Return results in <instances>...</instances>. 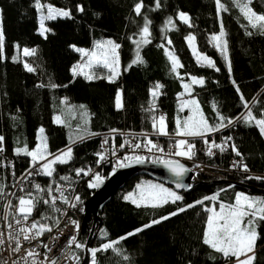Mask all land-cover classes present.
<instances>
[{"label": "trees", "instance_id": "1", "mask_svg": "<svg viewBox=\"0 0 264 264\" xmlns=\"http://www.w3.org/2000/svg\"><path fill=\"white\" fill-rule=\"evenodd\" d=\"M41 2L72 10V18L58 17L45 21V25L52 30L47 33V39L40 34V13L34 7V0H0V19L5 35V58L0 59V135L5 137L4 151L0 153V184L5 186L6 193L0 197V220L12 181L30 169L31 158L23 153L16 154L15 148L22 147L25 143L29 149L35 148L38 143V129L41 126L45 129L49 152L57 153L69 145L73 149L72 159L67 164L54 165L55 171L51 177L43 174L36 177L33 174L25 182L26 191L35 192L39 198L34 210L36 221L53 225L58 215L56 209L59 208L53 206L51 197L59 184L68 183L80 189L82 204H85L95 191L88 187L91 173L89 176L81 174L78 177L75 169L91 167L93 171L96 169V172L105 177L112 172V166L103 165L102 162L97 164L99 157L96 153L102 152L101 143L105 137L110 144H120L123 142L121 132L139 138L145 137L146 134L159 140L166 148H175V121L177 117L184 118L189 112L187 108L180 110L181 101L187 98L198 100L210 125H218L217 111L233 119L232 125L206 134L209 144L212 141L220 144L226 137H232L227 150L220 152L219 149L213 148L215 154L210 157L207 155L208 145L204 140L200 137H190L189 141L196 146L193 159L201 162L204 170L197 172L198 181L192 184L191 189L179 192L184 196V200L162 208H137L124 201L123 196L133 191L142 179L149 178L141 176L130 180L100 210L101 224L97 222L89 248L99 247L106 240L117 239L153 218L174 211L177 206L193 203L217 192L220 193V200L225 203H233L235 193L239 191L264 197V193L237 185L242 182L264 190V181L246 179L249 175L264 177V136L255 125L244 123L243 115L247 114L248 109L243 106L232 84V80H235L239 85L254 115L259 117L264 113V36L245 35V29L240 25L246 24L247 21L233 6L232 0H222L229 7V11L221 13L227 32L231 74L224 57L211 41V35L220 31V18L217 16L215 0H160L159 8H156V0H143L144 6L139 16L133 8L140 0ZM77 4L83 5L85 11H76ZM251 6L258 13L264 12V0H253ZM180 11L189 15L190 23L186 24L178 19L177 13ZM145 16L151 22V42L140 46L139 51L144 63L133 65L125 71L136 57L137 44L134 41L140 39L139 33L144 26ZM169 17L173 20L174 28L166 26ZM189 34L196 37L199 52L214 60L219 71L197 63L186 40ZM107 39L121 45L119 77L114 82H109L106 78L88 81L83 76L73 77L71 69L82 59V55L70 45L91 49L95 41ZM168 39H171V45L167 44ZM16 44H19L21 49L34 47L37 52L34 56L23 57L22 52L15 48ZM165 48L174 51L184 65L177 70L179 77L171 71V61L165 55ZM13 55H19L20 60L13 61ZM24 61L30 63L36 71L28 72L23 66ZM94 70H97V75L101 77L109 74V70L105 68ZM191 76L203 78L205 83L192 85L191 97L188 93L178 95L184 92L182 81L190 83ZM155 82H163L164 100L155 101L156 108L146 111L153 99L151 90ZM50 83L60 87L53 89L48 86ZM64 89H68L70 93L71 105L75 106V116L70 118L66 115V123L57 125L53 121L54 115L64 114L66 109V106L60 103ZM118 89L124 92L125 108L117 109L115 106ZM213 104L216 105V110H213ZM80 105L86 106V115L83 118L81 113L85 110L81 109ZM161 114L166 117L168 135H157L152 127V117H159ZM84 128L87 133L83 132ZM111 129L118 131L112 133ZM77 133L85 138L72 143ZM233 143L241 152L244 163L248 165L249 173L231 167V162L241 159L232 151ZM11 162L16 169L14 175L11 173ZM61 177L69 179L62 180ZM36 184H40L41 189L45 191H38L34 187ZM229 185L234 187L229 188ZM49 186L53 189L51 196L47 192ZM221 189L227 190L220 191ZM44 200H49L50 203L45 204ZM15 201L16 194L12 203ZM210 203L205 201V204ZM206 215L203 206L197 205L188 209L121 241L117 246L119 253L113 250L98 252L97 264H232L203 244L202 233ZM91 228L92 223L89 230L81 234V242L86 244ZM100 229L107 230V238H101ZM257 230L262 238L257 241V259L254 264H264V223H261ZM84 256L85 248L80 249L81 262ZM124 256L129 259L124 260ZM87 264H91L90 253Z\"/></svg>", "mask_w": 264, "mask_h": 264}, {"label": "snow or ice", "instance_id": "2", "mask_svg": "<svg viewBox=\"0 0 264 264\" xmlns=\"http://www.w3.org/2000/svg\"><path fill=\"white\" fill-rule=\"evenodd\" d=\"M233 6L239 10L240 15L243 17L246 24H241L240 26L245 29V35L253 36L259 34L264 36V12L258 13L252 8L253 0H232ZM216 12L217 16L220 18V31L218 33H213L211 35V41L214 43L215 48L220 52V54L224 57L227 62L228 71L231 74V60L228 52V41H227V32L225 31L223 25V19L221 13H225L229 11V7L222 2V0H215ZM143 0L135 3L133 11L137 16L141 15V9L143 8ZM34 7L40 13L39 17V31L45 39H47V33L52 30L45 25V21L55 20L59 18H72V10L68 8L56 7L52 3L44 4L41 0H34ZM160 7V0H156V8ZM46 9V12H45ZM75 10L78 12H84L85 8L81 4L75 5ZM178 19L186 24L190 23V17L187 13L180 11L177 13ZM144 26L141 29L139 36L140 39L134 41L137 44L136 57L131 61V64L127 66L125 71L130 69L133 65L138 63H144L143 58L140 55V46L141 44L150 43V30L149 24L151 23L147 17H144ZM175 27L173 20L171 17L168 18L166 22V26ZM189 47L192 49V54L195 56L198 64L202 66H207L210 68H214L216 71L220 69L216 67L215 61L212 60L206 54L200 53L196 46V37L194 35L189 34L186 37ZM4 44H5V35L3 31L2 19H0V59H4ZM167 44L171 45V39L167 40ZM70 47L80 53L82 57L86 58L85 62H78L73 65L71 72L73 77L83 76L86 80L92 81L94 79L106 78L109 82H114L116 78L121 74L118 70L119 68V53L118 49H120L121 45L116 43L112 39H107L103 41H95L93 49H84L77 47L76 45H70ZM160 47H164V45H160ZM15 48L18 52H22L23 57H31L34 56L37 52L36 48L23 47L19 44L15 45ZM165 55L171 61V71L176 73L179 77L178 73L179 68H183L184 65L180 62L179 58L175 55V52L165 48ZM13 61H19V55H13L11 57ZM102 65L104 68L109 70V74L106 77H101L96 74L93 70L94 66ZM24 68L28 72H34L36 69L32 67L30 63L24 61ZM205 80L203 78H197L196 76L190 77V83H184L182 81V87L184 92L178 94L183 96L185 93H188L191 97V86L192 85H203ZM232 84L235 86L237 93L239 94L240 100L243 106L248 109L247 114L243 115L244 123L248 125H255L262 136H264V113H262L259 117L253 114L252 109L249 107V103L245 100L243 93L240 91L239 85L235 80H232ZM43 87L45 85H38ZM49 87L55 89L60 87L55 83H50ZM66 87V85L64 86ZM163 87L162 84L157 83L154 85V88L151 90V95L153 97L150 102L149 109L146 111H153L156 108V97L160 94L159 89ZM61 104H64L68 107L69 110L74 109L75 106L68 105V98L64 97L61 101ZM115 106L117 109H121L124 106L123 103V90L118 89L115 97ZM81 109L85 111L81 113V117L83 118L86 115V106L80 105ZM185 108L189 109L190 115L181 120L179 117L176 118V135L182 137H200L204 140V143L208 145L207 147V155L213 156L215 153L212 151L213 148L219 149L220 152H224L227 150V146L229 141L232 140V137H226L224 141L220 144H217L215 141H212L209 144L207 140L206 134L219 131L222 128H226L234 123L233 119L227 118L221 115L218 111L216 115L219 119L218 125H210L209 121L205 118L203 112L200 109L199 102L195 98H189L182 100L180 103V110L183 111ZM213 110H216V105L213 104ZM62 114L54 115L53 121L57 125H64L66 121L62 119ZM72 115L75 116V113L72 112ZM15 119V117H13ZM226 121V123H225ZM87 122L85 121V124ZM79 127V125H78ZM152 127L157 135H168L167 125H166V117L161 114L159 117H152ZM118 130L111 129L110 132L115 133ZM84 133H87V129H83ZM92 135H96V133H92ZM85 138L84 135L77 133L75 140L72 143H75L77 140L82 141ZM4 140L5 137L0 135V153L4 151ZM38 143L35 148L29 149L28 145L25 143L22 147H16V154L23 153L24 155L31 158L30 169L28 170V175L31 176L33 174L36 175H46L51 177L53 172L55 171L54 165L56 164H67L72 159L73 149L72 146L69 145L63 150H58L56 154H52L48 151L47 146V136L45 135V129L41 126L38 129L37 135ZM108 138L105 139L101 143V148H104V145L108 144ZM125 144L132 146L134 149H140L144 147L149 152L153 150L163 151L158 144L153 143V141L147 138L145 134V140L143 144L135 143L132 144V141L125 140L124 143H121L119 147L122 149L125 147ZM195 144L190 142L188 139H180L176 141L174 152L175 156L186 157L188 159H192L195 156ZM232 151L236 154V156H240L241 159L234 161L232 164L233 168H238L244 173H249L250 169L246 163L243 162V157L238 147L233 143L231 144ZM109 151L105 149V151L98 152L96 155L99 157L97 160V164L101 161L106 160L105 152ZM111 155L116 156V151L113 148L111 150ZM145 157L141 155H125L123 158L117 157L116 162L113 166L112 172L109 173V176L114 175L115 172L120 168H126L135 164H143L145 162ZM153 163H158L164 165L169 172L172 173L173 176L178 179L175 181L176 189H191V184L183 183L182 178L185 173L191 171L192 169H188L184 164L180 163L178 160L174 159H164L162 157H157L152 161ZM195 167H199V165H195ZM76 176H89L91 173V178L88 181V187L90 189H99L104 183L106 177L103 176L100 172L93 171L91 167L85 168H77L75 169ZM62 180H68V177H61ZM246 179H255L259 181H264V177L262 176H252L249 175ZM4 185L0 184V197L5 196ZM38 191H45L41 189L39 184L34 186ZM229 188L234 187L233 185H229ZM227 189H221L220 191H226ZM53 189L51 186L47 189L48 195L51 196ZM56 191L60 192V196H52L51 203L53 206L55 205V201L57 199L62 200L64 203L69 204L70 207H77L78 203H81V198L79 195H76L73 200L69 201L68 197L64 195V192L57 188ZM15 195V193H13ZM124 201H128L137 208L141 207H151V208H162L168 204H177V202L183 201L184 196L179 194L177 191L165 187L162 183H153L149 181H144L135 185L133 191H129L127 194L123 196ZM205 201L211 202L210 204H205ZM45 204L50 203L49 200L43 201ZM218 202V208H217ZM39 203V198L33 197L29 192L26 195H21L18 197V204L13 205L12 201L9 200L6 208L11 209L12 211L8 214L13 216L15 223H9L8 228L12 229L8 234V243L10 247V251L12 253H19L22 246L23 241H32L42 236L45 232H51L52 229L49 225L40 223L39 221H32L30 224H25L29 220L36 204ZM197 205L203 206L204 211L207 213L205 218V226L202 233V242L204 245H207L210 249L214 250V252L221 254L222 257L231 261L232 264H254L256 261V248L257 241L261 239V234L257 230L261 223H264V197H256L246 194L244 192H236L235 199L233 203H225L220 200V193H214L211 196H204L202 199L196 200L193 203L185 204L184 206H177V208L167 213L166 215L159 216L158 218L151 219L148 223L143 224L141 227L134 229L131 232L120 236L117 239L106 240L100 244L99 247H91L88 248V252L91 254V264H97V253L98 252H106L108 250H113L116 252H120V249L117 247L121 241L127 240L129 237L135 236L146 229L151 228L154 225L160 224L164 221L169 220L172 217H175L181 213L186 212L188 209L194 208ZM59 211V209H56ZM83 211V209H80ZM5 219H7V215H5ZM59 223V221H57ZM71 224L74 226L75 231L78 233L80 229V224L76 220H72ZM101 238H107L108 232L106 229H100ZM22 238V240H21ZM14 243V247L11 245ZM68 246L75 245V248L84 249L86 244L84 242H80L77 239V235H70L67 239ZM5 245V239L3 233H0V246ZM44 248L47 249V252H51L52 248L48 244H44ZM47 252L44 254V260H48ZM38 253L32 249L28 250L24 256H21L19 260H13L12 264H20V261H25L27 264L29 257H35ZM68 258L76 260V264H80V257L75 256L74 254L70 255ZM215 259V257H211ZM234 258V259H233ZM124 260H128L129 257L124 256ZM44 260L40 261L39 264H44ZM0 264H7V261L0 260ZM31 264H37V261L33 259ZM48 264H59V260L57 258H53L48 261Z\"/></svg>", "mask_w": 264, "mask_h": 264}, {"label": "built area", "instance_id": "3", "mask_svg": "<svg viewBox=\"0 0 264 264\" xmlns=\"http://www.w3.org/2000/svg\"><path fill=\"white\" fill-rule=\"evenodd\" d=\"M123 142L125 140H130L132 141V144L135 143H141L143 144L145 137L139 138L136 135H129L126 132H121ZM147 138L151 139L153 143L158 144L163 151H158V150H153L152 152H149L147 149L144 147H141L140 149H134L132 146L125 144L124 148H120L118 143H113L104 145V148L102 151H105V149H108L109 151L105 152L106 155V160L101 161L103 165H109V166H114L117 157L123 158L125 155H141L144 156L146 159L145 161L152 162L155 160L157 157H162L164 159H174V160H179L183 163L186 162H195V165H199L200 167L204 168V165L201 162L196 161L195 159H188L186 157H179L175 156L174 152L176 151L175 148H166L162 145V143L159 140L153 139L150 136H147ZM115 149L116 151V156L111 155V150ZM244 162V161H243ZM233 162H231V167H232ZM10 168H11V173L14 175L15 174V165L11 162L10 163ZM233 168V167H232ZM194 173L197 174L194 168H191ZM96 171V169L94 170ZM36 177L41 176L34 174ZM30 178L28 175V172H26L24 175L14 179L12 181V188L7 194V201L4 204V209L2 213V218L0 220V233H3L4 239H5V245L0 246V260L7 261V264H12L13 260H19L21 256H24L28 250L34 249L38 255L35 257H29L27 264H31V261L35 259L37 261V264H39L40 261L44 260V254L47 252V249L44 248V244H48L51 248V252H47L48 260H44V264H48V261H50L53 258H57L59 260V264H76V260L68 258L70 255L74 254L75 256L80 257V249L75 248V245L68 246L67 244V239L70 235H77L78 241L81 242L80 236H81V223H82V217L84 214V204L78 203L77 207L72 208L69 206V204L64 203L62 200L57 199L55 201L56 207L59 208L57 219L55 220L56 222L53 225H49L52 229L51 232H45L42 236L38 237L35 240L32 241H23L22 238V246L21 250L19 253H12L10 251L9 243H8V234L9 232L12 231V229L8 228L9 223H15L13 216L8 214L12 210L6 208V205L9 200L12 201L14 195L13 193L16 194V201L13 203V205L18 204V197L21 195H26L29 193V191H26L25 189V182L27 179ZM40 185V184H39ZM57 188H60L66 197H68L69 201L73 200V198L76 195H79L81 198V193L80 189L77 187L71 185V184H59ZM53 193L52 196L59 197L60 192L56 191ZM33 197H37L35 192H30ZM37 206V204H36ZM36 208V207H35ZM34 208V210H35ZM83 209L81 211L80 209ZM34 210L29 217V220L27 222H24L25 224H30L32 221H36L35 216H34ZM5 215H7V219H5ZM72 220H76L80 224V229L78 233L75 231L74 226L71 224ZM59 221V223H57ZM43 224L44 222H40ZM14 247V243L11 245ZM20 264H25V261H20ZM80 264H81V259H80Z\"/></svg>", "mask_w": 264, "mask_h": 264}, {"label": "water", "instance_id": "4", "mask_svg": "<svg viewBox=\"0 0 264 264\" xmlns=\"http://www.w3.org/2000/svg\"><path fill=\"white\" fill-rule=\"evenodd\" d=\"M179 162L184 164L181 161ZM185 167L190 169L187 165H185ZM141 176L170 186L177 192L185 191L184 189L175 188V181L178 178L173 176L164 165L158 163L145 161L143 164H135L126 168H120L114 175H108L102 186L99 189H95L93 194L85 201L84 204L81 233L85 234L89 230L91 223L92 228L90 229V235L86 240L85 256L81 264H87L89 256L88 248L91 236L94 234L97 222H100L101 224L99 217L100 210L107 203H109L113 196L119 190H122L130 180ZM180 179H182L183 183L191 185L198 181L197 174L192 170L185 173V175ZM237 185L243 186L255 192L264 193V190L257 189L256 187L250 186L246 183L239 182Z\"/></svg>", "mask_w": 264, "mask_h": 264}, {"label": "rangeland", "instance_id": "5", "mask_svg": "<svg viewBox=\"0 0 264 264\" xmlns=\"http://www.w3.org/2000/svg\"><path fill=\"white\" fill-rule=\"evenodd\" d=\"M46 12V11H45ZM47 27V26H46ZM195 43H196V41H195ZM197 46V45H196ZM94 47V46H93ZM91 49H93V48H91ZM198 49V48H197ZM192 50V49H191ZM199 51V50H198ZM118 53H119V68H118V70L120 71V52H119V49H118ZM201 53V52H200ZM86 61V58H84V57H82V59L79 61V62H85ZM96 68H104L102 65H97V66H94V69H96ZM93 69V70H94ZM106 70H108L107 68H105ZM95 72H96V74H97V70H94ZM108 75V74H107ZM197 78H199V77H197ZM157 83H160V84H162L163 85V82H155V83H153L152 84V89L154 88V85L155 84H157ZM159 92H160V94L156 97V100L155 101H157V102H162L163 100H164V96H165V94H164V85H163V87L161 88V89H159ZM61 94H62V98H64V97H67L68 98V105H71V102H72V98H71V96H70V93H69V91H68V89H64V90H62V92H61ZM187 99H189V98H187ZM197 100V99H196ZM198 101V100H197ZM123 103H124V108L126 107V100H125V96L123 95ZM66 106V105H65ZM199 106H200V104H199ZM201 109V108H200ZM72 112H74L73 111V109L72 110H69L68 109V107L66 106V109H65V113L62 115V119H65L64 118V116H66L67 115V117H69L70 116V118L71 117H73V115H72ZM75 113V112H74ZM191 113H190V111L187 113V115H185L184 116V118L185 117H187L188 115H190ZM184 118H180L181 120H183ZM177 136V135H176ZM180 139H188V140H190V137H182V136H177V141L178 140H180ZM54 154H56V153H54ZM185 165H187L190 169L191 168H194L195 169V171L196 172H198V171H203L204 170V168L203 167H195V162H186V163H184ZM144 181H149V182H153V183H160V182H155V181H153V180H149V179H142L139 183H141V182H144ZM138 184V183H137ZM163 184V183H162ZM164 186L165 187H168V188H171L170 186H167V185H165L164 184ZM171 189H173V188H171ZM174 190V189H173ZM239 192H244V193H246V194H249V195H251V196H256V197H263V196H261V195H259V194H250V193H248V192H245V191H239ZM179 193V192H178ZM217 208H218V206H217ZM81 227H82V223H81Z\"/></svg>", "mask_w": 264, "mask_h": 264}, {"label": "crops", "instance_id": "6", "mask_svg": "<svg viewBox=\"0 0 264 264\" xmlns=\"http://www.w3.org/2000/svg\"><path fill=\"white\" fill-rule=\"evenodd\" d=\"M123 95H124V92H123ZM125 96V95H124Z\"/></svg>", "mask_w": 264, "mask_h": 264}]
</instances>
